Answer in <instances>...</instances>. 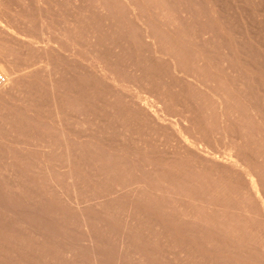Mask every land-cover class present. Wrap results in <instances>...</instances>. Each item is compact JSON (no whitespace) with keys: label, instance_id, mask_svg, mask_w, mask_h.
Wrapping results in <instances>:
<instances>
[{"label":"rangeland","instance_id":"rangeland-1","mask_svg":"<svg viewBox=\"0 0 264 264\" xmlns=\"http://www.w3.org/2000/svg\"><path fill=\"white\" fill-rule=\"evenodd\" d=\"M31 1L0 0V26L6 25L0 28V77L6 79L0 88V264H264V218L247 197L249 188L243 187L239 176L242 169L251 170L264 187V0H166L163 9L167 8L158 15H169L176 23L169 28L154 8L146 15L158 30L164 28L163 36L168 31L171 43L183 52V77L193 80L190 76H194L206 86L212 85V90L228 100L227 106L221 105L226 106L225 112L218 106L224 119L219 113L214 122L212 86L199 90L186 85V79L179 80L170 91L172 99L153 94L144 85L132 87L154 105L153 109L166 114V119L185 118L186 137L200 143L202 152L189 150L192 147L185 146L178 136L173 138L175 128L166 129L170 124L162 128L154 118L153 122L146 119L150 117L147 110L141 109V115L140 107L132 105L128 97V102L126 97L122 101L131 104V109L138 107L134 110L140 115L129 110L136 114L131 120L138 126H124L120 114L116 117L114 84L101 85L107 88V95L87 61L70 60L72 44L82 47L85 43L83 48L94 44L91 49H95L96 43H89L86 36L82 38L87 41L64 39L65 31H73L84 17L90 22L91 15H67L80 9L81 3L75 0H68L67 6V0H50L57 15H28L27 9L34 10ZM42 19L51 31L64 34H60V42L67 47L61 50L65 63L57 76L64 94L61 102L71 115L66 123L72 137L60 134L49 112L53 105L39 80L41 64L35 61L42 57L38 48ZM121 22L124 25L125 20ZM105 28L109 33L115 29ZM15 33L35 38L20 37L21 42L13 38ZM126 35L127 40L123 33L122 44L128 41L133 46L128 49H136L132 42H137L138 36L133 41L134 35L132 39ZM154 43L147 45L156 50L159 47ZM149 46L144 47L143 56L149 48L146 58L162 57L160 50L159 54L151 48V54ZM121 49L113 48L110 53L116 56ZM31 52H39L35 53L38 57ZM196 53L200 55L197 61ZM113 59L117 62L110 61L111 66L125 65L124 71L135 73L118 56ZM21 62L24 66L34 63L36 69L22 78V85L16 78L20 74H13ZM196 94L203 99H196ZM127 96H131L129 92ZM225 118L232 132L227 139L219 128ZM141 119L163 131L145 127ZM70 137L79 147L66 149L64 141ZM201 153L220 161L214 164L209 161L213 158L208 160ZM230 160L240 165L239 174L229 164L227 168ZM222 161L226 163L220 165ZM66 172L73 182L65 177ZM217 187L226 189L227 199L221 198L224 192ZM209 189L216 190L218 198L210 201L203 193ZM207 208L236 228L234 222L248 221L249 232H242L243 239H233L231 232L197 222L195 219L211 215L213 210Z\"/></svg>","mask_w":264,"mask_h":264},{"label":"bare ground","instance_id":"bare-ground-1","mask_svg":"<svg viewBox=\"0 0 264 264\" xmlns=\"http://www.w3.org/2000/svg\"><path fill=\"white\" fill-rule=\"evenodd\" d=\"M75 1L78 3H81L80 9L74 14L69 13L67 15H91L90 22L88 21V17H86V18L84 17V18L80 19V21L78 22V25L77 26L75 25L73 31H65L64 34L66 37L64 39L68 41V40H70L71 37H73L76 39V41L80 40V38H81V40L83 38H84V40H86L85 37L82 38V36H86L88 38V42L91 41V42H94L96 44H95V49L93 50V49H91V47L94 44H92V46L90 45V48H89V46H88V48H86V46H85V48H86L85 49V48H83L85 43L84 44L82 43V45H83L82 47H78L77 44L75 43V44H72L71 46L69 45L71 47V49H69V50H72V51H68L67 49L65 51L70 52V54H71L70 58H73V60L69 58L71 61H74V62L80 61V59H78V58H81L83 61H87L89 69L91 71H95V73L97 72L96 74H94L95 76L94 75L93 76L97 78V79L95 78V80L98 81L99 84L101 83L100 85L98 84V86H101L102 84H105L108 86V84H110V82H112L111 85L114 84L115 88L118 89V87H119L122 90V91H120L118 89L121 92V94L119 93V91L117 89L116 90L114 89L115 94L113 93L115 96L117 95V97L119 98L118 100H117V97L114 98L116 100V102L112 99V101L115 102L113 104H116V106L118 108V110L116 111L117 112L116 117L118 116V114H120L119 117H120V119H122V121H123L122 123L124 124V126L127 123H129L132 126H138V125H136L138 122L135 123V121H134L135 124L132 122L133 120H131V116H136V114L140 115L137 112L138 111L142 112L141 109H143L145 111L147 110L146 112L149 113L150 117L149 118L147 117L146 119L150 120L152 118V121L151 120L150 121L153 122V118H154V120H157V121H155L158 123L157 125H160L161 127L165 123L170 124V126L168 125L169 128L167 127L166 129H171V127H173V129L175 128V130L171 129V130H173V133L171 132L173 138H174V136L175 137L178 136L180 139H182L181 140L182 142L184 141V143H186L185 146L189 144L187 147H189V146L192 147L189 150L195 149L196 151L199 150L200 152H202L203 150L200 148V143L195 142V141H191L186 137L185 128H184V126H185L184 122L186 120L185 118H183L182 116L179 115L180 118L178 121H172V120L166 119V114L160 113V110H158V109L157 110L153 109L154 105L150 104V102H148L147 98H141L139 95L140 93H136L135 91L132 90V87L141 88V86L144 85L142 87L147 86V87H145V89L149 88V90L153 94L158 92V94L161 97L172 99V95H171L170 91L173 88V86L177 87L178 83L176 81L186 79L183 77L186 74V70H184L185 68H182V66H181V64H182L181 62H182V60H184L182 57L183 52L180 50H177L175 45H173L171 43V38H169V35H167V34H169L168 31L166 33V31L164 30L165 34L163 36L162 35L163 34L162 29H164V28L161 27L162 29L158 30L156 28V25H152L149 20L147 21L146 15H151L150 10L152 8L157 10V12H156L157 15L159 14L160 11L162 13H164L165 9L167 8L166 7L165 9H163L167 3L166 0H92V1L91 0H75ZM83 1H84V3H83ZM31 4L34 5V10L32 7L30 9H27L26 13H28V15H57V14L53 13L56 10V8H55L56 6H54V4L51 3L50 0H32ZM67 4H68V0L66 1V6H67ZM91 6H94L95 10L93 8H91ZM0 8H2V7H0ZM115 11L117 12V15H114ZM65 13L66 12H64V14ZM20 14H22V12ZM60 14H61V11L58 15H60ZM93 14H95L97 16L94 17ZM110 14H113V15H110ZM158 16L161 19L163 18V20H164L163 25L166 26L165 28H169L171 26L176 25V23H174V21H172V19L169 17V15H158ZM123 19L125 20L124 25H122V22H121V20L124 22ZM146 21L148 23H146ZM106 22H110V25H106L105 24ZM5 26H2V27H5ZM104 26L105 27H109V26L115 27V29H113V31L111 33H109V31H108L109 28L106 29ZM2 27L0 26L1 29H2ZM122 27H124L128 31V34L130 35L129 37H130V39L133 38V41L136 40L135 36H138V41L132 42V45H133V43L134 44L136 43L135 46L136 47L138 46L136 49H133V48L128 49V45L130 47H133L130 44H128V41L127 42L124 41L122 44V41L125 38V35L127 32L126 30H123ZM4 30H5V28H4ZM6 30H7V28H6ZM16 33L13 35H17ZM18 33H20V35H21L24 32L19 31ZM123 33H124V36H123ZM158 33H160V35L163 36V37L161 36L162 40H161V38L159 39V37H157V38L155 37V36H157ZM39 34H40L41 39L38 40L40 42V47H38V48H39V50H40V48L42 50V51L40 50L42 53L41 54L42 57L39 56L40 60H39V58H37L39 61L36 60L35 62H37V63L39 62L41 65L40 64H35V65H40L38 68L41 67L40 69H38L39 70L38 72H40L38 74V76H39L40 83L42 84V91L46 96H48V100H51V103L53 105V110L50 109L49 112H50L52 119H54V122H56V124L58 123V126L60 127V134L63 136V138L65 136L69 137L72 135L73 132H71L68 129L69 125L67 126L66 122H68V119L71 117V115L69 113L68 108H66L64 102L63 103L61 102V97H63L64 94L61 91L62 89H59V87L61 88V86H60L61 80L58 77L59 74H61V70L59 67L63 66L62 65L63 62L65 63V61L62 59V56H61V52H62L61 50L65 49L64 48L65 45L60 42V40H61L60 34H63V33L56 34L55 29L51 31L47 20L42 19L41 24H40ZM128 34L126 36H128ZM27 35L28 34H26V36ZM26 36H24V37H26ZM29 36H30V34H29ZM29 36H27V37L29 38ZM122 36L124 38H122ZM131 36H133V37L131 38ZM17 37H18V35L16 37H13V38L17 39ZM20 37H22V39L28 40V38H23V36H19L18 38H19V40H21V42H22V39H20ZM127 39H128V37H127ZM127 39L125 38V40H127ZM153 39L154 40L159 39L158 40L159 42L156 40L157 42L155 41V43H157V44H155L153 42L154 41ZM38 41L36 44L39 45ZM33 42L34 41H32L31 45L33 44ZM28 43H29V41H28ZM142 43H144L146 46H149L152 43H154L153 44L154 46L157 45L159 48L157 49V47H156V50L150 46L149 47H150V49L152 48L156 52H158V50H160L159 52H161L162 57L157 56L159 58L158 59V58L152 57V55L151 56L149 55L150 57L154 58V60L158 59L156 61H154L153 59H150L149 57L146 58L147 56H145V55H146V53H149V51H148L149 48L146 50L147 52L144 53L145 55L143 56L142 54H143V51L145 50L146 46L143 45ZM22 44H24V43H22ZM36 44H34V46H36ZM69 44H71V43H69ZM120 44H122V46ZM147 44H149V45H147ZM87 45H89V44L87 43ZM69 46H68V48H70ZM32 47L30 46L29 48L32 49ZM116 47L119 49L121 47L123 48V50L122 49L119 50L122 53H119L118 55H116V56H118V60H120V61H122V63H125L126 65H128L132 70L135 71V73L130 72L127 69L124 71L123 69H124V67H126L125 65L123 68L120 65L114 66V67L111 66L110 61L113 60V62H114L116 59L114 60L113 58H115L116 56H113L110 52L113 48H116ZM25 48H28V47H25ZM142 48H144V49L142 50ZM152 49L150 50L151 54L153 52ZM28 50L30 51V49H28ZM32 50L35 51L34 48ZM100 50L105 51L106 53L101 52ZM23 52H25V51H23ZM126 52L127 53L132 52V53H134V55L133 54H131V55L126 54ZM26 53H24V55L27 57L29 53H28V51ZM32 53L34 54L33 55L34 57L36 54L39 55V52H37V53L35 52L36 54L34 52H31V54ZM65 54H66V52H65ZM67 54H69V53H67ZM33 56L31 58H33ZM142 57H145V58H142ZM194 57L197 61L199 59L200 55L198 53H196V54H194ZM148 59H150L151 61ZM29 60H30V57H29ZM132 60H134L135 62H133ZM26 61H28V60H26ZM31 62H32V60H30V62L28 61L29 65ZM115 62H117V61H115ZM22 63L23 62H21L20 67H18L16 70H13V74H18V73L20 74L19 77L16 76V78L17 79L20 78L21 80L25 76L29 77L32 72L36 71V69L34 67H32L34 65V63H32V66L26 65L27 67L24 66V64H22ZM30 68H32V69H30ZM91 71H90V73H91ZM90 73L88 72V77H89ZM137 73H139V74L141 73V74L139 75ZM134 75H137V77ZM56 76L58 77L59 80L57 79ZM190 77H192L191 79H193V80H189V79H186L187 81L185 80L186 85H188L190 87H191V85H193L196 88H198L199 90H201L200 89L201 86L202 87L212 86V85L206 86L202 81H200L198 78H196L194 76H190ZM89 81H91V82L94 81V78H93V80L91 78ZM96 81H94V82H96ZM5 82H6V79H4L3 77L2 78L0 77V88H1V86L4 85ZM98 82H96L95 84H97ZM159 82H161V84H159ZM19 84L22 85L23 80L19 81ZM101 87L106 88L103 86H101ZM159 88H161V90H159ZM210 88L212 90L213 86ZM108 89H110V88H108ZM21 91H23V90H21ZM106 91H107V88L105 90V93L107 94ZM212 91H213V96L216 99L212 100L211 99L212 97H209L212 101V102H210V103H212L211 117H212V121L214 120V122H216L217 121L216 119H218L216 116L219 117L220 114L225 112V111H223L224 107L221 106L222 103L227 106L228 100L226 99L225 96L222 97L218 93H216L214 90H212ZM128 92L131 96H127ZM131 92H133V93H131ZM204 92L206 94V90H204ZM207 92H208V90H207ZM112 96H109V97H112ZM122 97L123 98L126 97V98H124L126 101H127V97L129 98L128 99L129 101L131 98V100H133V101H130V103L132 105L140 107V110L138 107L134 106V109L138 108L137 109L138 111L135 112V110L132 108L136 114L132 113V115H131L129 110L131 112H133L131 109L132 106L130 107L131 104L127 103L128 101L127 102L122 101ZM161 97H160V99H163ZM195 98L200 100V101L203 99L201 94H196ZM58 102H59V104H58ZM61 104H62V106H61ZM219 105H220V109L223 111V112L221 111V113H220V110L218 109ZM226 106H225V108H226ZM225 108H224V110H225ZM146 112L144 114H146ZM223 114H222V117H223ZM141 115H143V112L141 113ZM147 115L148 114H146V116ZM226 115L228 117L231 116L228 109H226ZM67 117H69V118H67ZM143 117H145V116H142V118ZM224 117L222 119H224ZM228 117H226V118H228ZM139 118H137V121H139ZM226 118H225L224 122L222 121L223 123L220 121V125H219L220 126L219 128H221L222 135L224 136L225 139L229 138V136L232 134V132L230 131V125L228 123L229 120ZM146 119H144V120H146ZM142 120L143 119H141L140 122ZM151 122L150 123L147 122V123L151 124ZM141 123H139V125ZM52 124L54 126V123H52ZM142 124H145V123L143 122ZM151 125H152V127H149L148 125L145 124V127L153 128V126H154L156 132H162L163 131V129L158 130L160 126L159 127L155 126V123H154V125H153V123ZM142 126H144V125H142ZM156 127H158L157 130H156ZM212 127L217 129L218 126H216V127L212 126ZM162 128H164V127H162ZM71 137L68 140H65V141L63 140L65 145H66L65 146L66 149H68L67 147H69L70 145H71L70 148L77 145V141H76V143H74L75 140L73 138H72L73 139L72 140ZM179 141L180 140H177V142H179ZM180 142H179V144H180ZM181 144H180V146H181ZM42 145H44V144H42ZM185 146L182 145V147H185ZM61 147L63 148L64 146L62 145ZM78 147H76V148H78ZM63 149H65V148H63ZM183 149H185V148H183ZM65 150H64V152L67 153L66 152L67 150L66 151ZM70 152L72 153V151H70ZM192 153H193V151H192ZM195 154H197V153H195ZM201 154L204 155L203 153H201ZM66 157H67V155H66ZM68 157H70V156H68ZM205 157L208 160L212 159V158L214 160L216 159V161L209 160V161H212V163H214V164H217V162L220 161V160L217 161L218 158H214V157H210V156H205ZM69 160H70V158H69ZM69 160H66V161L69 163ZM220 163H222L220 165H223V163L225 164L226 162L222 161ZM226 164H227V168L230 167L231 170L233 168L235 171H238L237 174H239L241 172V171L239 172L240 165H238V163L236 161L233 162L232 160H230ZM228 164H229V167H228ZM68 174H70V172H66L67 176H65V175L64 176L68 177L69 181L72 179V182H73V179H74L73 176L68 175ZM239 176H240L241 180L243 181V182H241L243 184V187L246 189V185H247L249 188L248 192H250V193L246 192L247 197H249L251 203L255 205V207L261 213V216L264 218V202H263V204L260 202V200L262 198H264V196H263L264 187L261 183V180L259 179L258 174L251 171V170L243 171V169H242V173H240ZM133 184H135V183H133ZM217 188H220L224 192V194L220 193L221 198L227 199V195L225 194L226 189L223 187H217ZM138 189H139V187H138ZM203 193H206V195L209 198H211V200L208 198L210 201L218 198L216 190L214 191L212 189H209V190H205ZM75 198H77V197H75ZM262 200H264V199H262ZM75 202H76V200H75ZM81 204H84V203H81ZM78 207H79V205H78ZM207 209H212V208H207ZM208 211L210 212V210H208ZM210 214L211 215L209 217H203V218L199 217L198 219H195V220L196 221L198 220L199 223H204V224L207 223L210 226H214V227L218 228L219 230H226L228 232H231L229 234L234 237V238L232 237L233 239L238 238V237H239V239L240 238L243 239L241 237L242 232H243V234H246V235L249 232L248 229L250 228L249 227L250 223H248V221L243 222V223L234 222L235 225H238V227L236 228L235 226H232L231 225L232 222H228L225 219V217H218L216 215L215 210H213L212 213L210 212ZM201 219H203L202 222H200ZM220 220H222L223 222H219ZM220 226H222V227H220Z\"/></svg>","mask_w":264,"mask_h":264}]
</instances>
